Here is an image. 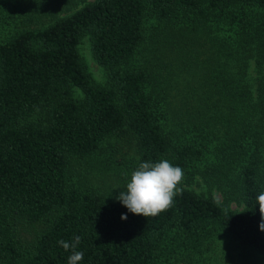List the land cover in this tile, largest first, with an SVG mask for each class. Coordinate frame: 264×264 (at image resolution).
Returning a JSON list of instances; mask_svg holds the SVG:
<instances>
[{
    "label": "trees",
    "instance_id": "trees-1",
    "mask_svg": "<svg viewBox=\"0 0 264 264\" xmlns=\"http://www.w3.org/2000/svg\"><path fill=\"white\" fill-rule=\"evenodd\" d=\"M6 5L0 21L13 32L0 41V264H68L72 251L58 241L75 235L80 264H209L201 252L218 234L264 264L256 201L264 192V0ZM148 16L164 27L148 44L150 63L129 67ZM84 36L105 85L85 72ZM111 134L134 140L133 171L163 159L183 169L171 208L137 216L67 184L68 160ZM20 221L43 223L25 246L13 235Z\"/></svg>",
    "mask_w": 264,
    "mask_h": 264
},
{
    "label": "rangeland",
    "instance_id": "rangeland-1",
    "mask_svg": "<svg viewBox=\"0 0 264 264\" xmlns=\"http://www.w3.org/2000/svg\"><path fill=\"white\" fill-rule=\"evenodd\" d=\"M6 4H8V0H0V16H5L7 8H9ZM163 27V22L148 16L143 24L144 38L129 59L127 66H147L150 63L152 56L148 52V44L153 38L152 34L157 30L159 34ZM155 28L156 31H153ZM12 32V27H8L5 22L0 21V41L6 39ZM156 38L160 39L159 36ZM78 52L89 79L95 84L105 85L107 82L105 72L94 61L86 36L80 40ZM157 54L159 55V62L167 63V59L162 52L159 54L158 50ZM171 64L175 65V62L171 60ZM73 90L74 95L79 97L78 90L75 88ZM136 158L135 142L132 138L125 134H111L100 142L94 153L82 158L68 160L66 169L67 184L71 187L90 190L105 199L117 200L116 197L126 189V185L130 181ZM191 186L198 192L210 193L218 201L222 199L221 193L214 188L209 190L207 183H195ZM229 207L232 209L241 208L233 201L229 203ZM42 226V222L30 224L20 221L13 226V235L20 244L25 246L31 243L36 231ZM210 242L212 244L211 249L208 252H201L204 257L209 256L212 258L207 259L209 264H261V259L257 254L237 246L221 234L212 237ZM218 256L221 257V260L212 261L213 258ZM242 256H245V258H242Z\"/></svg>",
    "mask_w": 264,
    "mask_h": 264
},
{
    "label": "clouds",
    "instance_id": "clouds-1",
    "mask_svg": "<svg viewBox=\"0 0 264 264\" xmlns=\"http://www.w3.org/2000/svg\"><path fill=\"white\" fill-rule=\"evenodd\" d=\"M184 179L183 169L173 166L168 160L159 162H141L131 173L126 189L116 197L130 213L143 217H156L173 206L174 197L183 189L178 187ZM261 222L259 228L264 231V192L256 197ZM121 220H127V215H121ZM82 237L75 235L71 242L59 240L58 244L65 250L71 249L68 264H80L84 253L77 251Z\"/></svg>",
    "mask_w": 264,
    "mask_h": 264
}]
</instances>
